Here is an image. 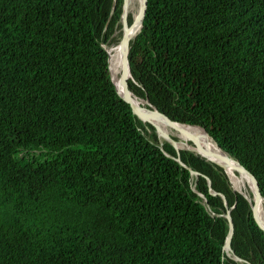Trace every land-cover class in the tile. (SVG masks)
<instances>
[{"label":"trees","instance_id":"1","mask_svg":"<svg viewBox=\"0 0 264 264\" xmlns=\"http://www.w3.org/2000/svg\"><path fill=\"white\" fill-rule=\"evenodd\" d=\"M122 4L0 0V264H264L224 169L180 149L192 174L118 94ZM135 37L132 90L206 127L264 196V0H148ZM234 205L246 262L224 250Z\"/></svg>","mask_w":264,"mask_h":264},{"label":"water","instance_id":"2","mask_svg":"<svg viewBox=\"0 0 264 264\" xmlns=\"http://www.w3.org/2000/svg\"><path fill=\"white\" fill-rule=\"evenodd\" d=\"M116 4H117V0H114L113 11H115V9H116ZM147 7H148V0H140V7H139V11L137 13V16L134 18L133 22L130 24L128 4H127L126 0H123L122 16H121L122 36H121L120 41H119V47H120L121 52H122V71H121L120 77L118 79V82H116L114 80L113 75H112V70H111V66H110V54H109L110 74H111L112 81L116 87L118 94L126 102H128L131 105L134 114L143 122V124L147 128H149L150 126H154L155 128H159L160 123H161V124L168 125V126L172 127L173 129L182 132L185 136L184 138L186 139V141H185V146L182 147L181 149H186V150L192 151V152L204 157L206 160H208V161L220 166L222 169H224V171L227 173V175L230 179V182L232 184L233 189L235 191H238L239 193H241L250 203V206H251L252 212H253V217H254L258 227L260 228V230L262 232H264V222L262 220L261 211H260V203H261L262 198H264V196L262 194L258 178L248 168H246L241 163V161L239 159L231 156L228 152L223 150L219 146L217 141L209 134V131L207 130L206 127H204L202 125H198V124H188V123L180 122L178 120H174L169 115L160 111L156 106L151 104L148 98H141L132 90V88L130 86V79H129V73H130V77L133 78L132 71H131V40L134 38L133 37V31H134V27H135L136 22L140 20V26L142 27V25H143V20H144L146 11H147ZM106 50L108 51L107 48H106ZM108 53H109V51H108ZM138 98L144 99L145 101H147V104L149 105L150 110H154L155 112L153 113L152 111H148L144 107H142L138 101ZM143 109H145V110H143ZM151 113L156 114V116H159L160 118L158 120H156L157 118L152 117ZM185 126H195V127L201 128L204 131L203 135L211 136L215 140V142L218 144V147L223 152V154H220L214 150H211V149L204 147L198 141V139H196L192 135L187 134V136H186L187 131L185 130ZM157 134H158L159 138L161 139L160 133H158V131H157ZM166 140L171 142L174 145V147L176 148V150H178L177 160L182 165H184L185 167L190 169L192 171V174H194L196 176L199 175L200 172L193 170L191 167L187 166L183 162L182 158L180 157V148L177 145V141L174 139H170V138H166ZM242 172L245 175L249 176L251 179L250 187H251V190H252L253 195H254V201L248 196V194L246 192H244L241 189L236 188L234 185L232 175L237 176V180L238 179L243 180L242 177L240 176V175H242ZM208 182H209V185L212 186V180L209 177H208ZM211 190H212L211 191L212 194H215V195L220 194L223 197L225 204L226 205L228 204L227 197L223 193H219L213 189H211ZM234 207H235V205L233 207H230L227 211V214H226V218L228 219V223H229V233H228L225 245H224V250L227 252V254L229 256H232L234 259H236L240 262H246L242 258H240L239 256H237L235 254V252L233 251L232 246H231L232 237H233L234 231H235V224H234L233 217L231 214L232 209ZM228 250H230L231 253H229Z\"/></svg>","mask_w":264,"mask_h":264},{"label":"bare ground","instance_id":"3","mask_svg":"<svg viewBox=\"0 0 264 264\" xmlns=\"http://www.w3.org/2000/svg\"><path fill=\"white\" fill-rule=\"evenodd\" d=\"M135 1L136 0H126V2L128 4L129 15L131 14L130 12L132 11V7H133ZM137 13L138 12H136L134 14V18L137 16ZM140 29H141V26H140V20H139L135 24L134 31H133V37H135L137 35V33L140 31ZM119 41H115V42L110 41L105 46L110 51L109 54L111 53L110 54V66H111L113 78L116 82H118V79H119L121 71H122V52H121V49L119 47ZM111 55H112V57H111ZM112 60L116 61V63L113 64ZM129 79H132V77H130V73H129ZM138 101L141 104V106L144 107L146 110L152 111L153 113L155 112L154 110H150L149 105L147 104V101L145 102L144 99L138 98ZM145 109H143V110H145ZM153 113H151L152 117H155V118H157L156 120H158L160 117L156 116V114H153ZM185 130L187 131L186 136H187V134L192 135L196 139H198V141L204 147L211 149V150H214L220 154H223V152L218 147V144L215 142V140L211 136H209V135L205 136L203 134L202 135L197 134L189 126H185ZM156 131H158V133H160V137H161L162 141L166 140V138H170V139H174L177 141V145L180 149L185 146L186 139L184 138L185 136L182 132L175 130L170 126L165 125V124H161V123H160V127L156 128ZM176 138H180V139H176ZM240 176L242 177L243 180H240V179L237 180V176L232 175V179L235 182V187L246 192L248 194V196L254 201V195H253V192H252L251 187H250V182H251L250 177L245 175L243 172H242V175H240ZM260 211H261L262 220L264 222V198H262L261 203H260ZM228 252L231 253L230 250H228Z\"/></svg>","mask_w":264,"mask_h":264},{"label":"rangeland","instance_id":"4","mask_svg":"<svg viewBox=\"0 0 264 264\" xmlns=\"http://www.w3.org/2000/svg\"><path fill=\"white\" fill-rule=\"evenodd\" d=\"M139 7H140V1L139 0H136L135 1V3H134V5H133V7H132V11L130 12L131 13V15L132 16H134V14L136 13V12H138L139 11ZM130 16V15H129ZM121 29L120 30H118L116 33H115V35H114V42L115 41H117V40H119L120 38H121ZM107 44H105V46H106ZM109 51V50H108ZM110 52V51H109ZM111 54V53H110ZM111 57H112V55H111ZM112 62H113V64L114 63H116V61H113L112 60ZM146 102V101H145ZM177 137V136H176ZM177 139H180V138H177ZM234 185H235V182H234Z\"/></svg>","mask_w":264,"mask_h":264}]
</instances>
